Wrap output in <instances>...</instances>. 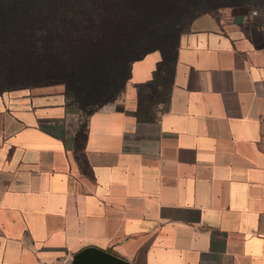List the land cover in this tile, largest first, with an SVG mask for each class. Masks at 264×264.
Listing matches in <instances>:
<instances>
[{
  "label": "crops",
  "instance_id": "crops-1",
  "mask_svg": "<svg viewBox=\"0 0 264 264\" xmlns=\"http://www.w3.org/2000/svg\"><path fill=\"white\" fill-rule=\"evenodd\" d=\"M249 28L198 17L168 79L158 52L134 62L81 126L64 85L1 93L0 264H74L87 248L264 264V33ZM51 87L52 101L33 93Z\"/></svg>",
  "mask_w": 264,
  "mask_h": 264
},
{
  "label": "trees",
  "instance_id": "trees-1",
  "mask_svg": "<svg viewBox=\"0 0 264 264\" xmlns=\"http://www.w3.org/2000/svg\"><path fill=\"white\" fill-rule=\"evenodd\" d=\"M212 6H254L264 15V0H0V94L64 85L81 110L99 107L122 93L134 62L154 52L155 79H168L181 35ZM193 10L200 11L188 18Z\"/></svg>",
  "mask_w": 264,
  "mask_h": 264
},
{
  "label": "rangeland",
  "instance_id": "rangeland-1",
  "mask_svg": "<svg viewBox=\"0 0 264 264\" xmlns=\"http://www.w3.org/2000/svg\"><path fill=\"white\" fill-rule=\"evenodd\" d=\"M214 10H212L213 14L218 15L222 21L226 22L230 27H236V25H242V26H248L249 27H260L263 30L264 33V15L260 13L254 6L247 7V6H236V7H228V8H221L220 10H217L215 6H212ZM207 9V8H206ZM200 10H193L188 14V18L193 16L194 13L199 12ZM184 26L187 27L188 23L187 20H184L181 22ZM250 29V28H249ZM248 30V29H247ZM264 36V34H263ZM264 42V41H263ZM3 85L0 83V88ZM63 92L62 87H51L41 90H35L33 93L37 95H42L44 101H52L53 95H58L59 93ZM53 96V97H52ZM69 103V102H68ZM68 103L66 104V108L69 111L76 112L77 114H72L71 116H68L66 118V122H68L70 125H78L81 126V124H84L86 122V119L88 118V114L91 110L94 108H97L96 105L87 108L84 112H81V109L79 108L78 104L75 106H71L68 108Z\"/></svg>",
  "mask_w": 264,
  "mask_h": 264
},
{
  "label": "water",
  "instance_id": "water-1",
  "mask_svg": "<svg viewBox=\"0 0 264 264\" xmlns=\"http://www.w3.org/2000/svg\"><path fill=\"white\" fill-rule=\"evenodd\" d=\"M74 264H128L115 255L96 248H87L75 256Z\"/></svg>",
  "mask_w": 264,
  "mask_h": 264
}]
</instances>
